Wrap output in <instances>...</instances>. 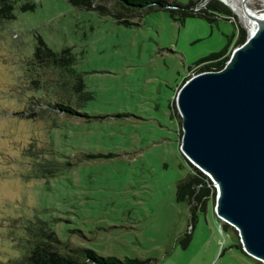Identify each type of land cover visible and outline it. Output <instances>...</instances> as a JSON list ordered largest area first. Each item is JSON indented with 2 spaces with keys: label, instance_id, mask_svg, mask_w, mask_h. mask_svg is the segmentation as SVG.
I'll return each mask as SVG.
<instances>
[{
  "label": "rangeland",
  "instance_id": "1",
  "mask_svg": "<svg viewBox=\"0 0 264 264\" xmlns=\"http://www.w3.org/2000/svg\"><path fill=\"white\" fill-rule=\"evenodd\" d=\"M205 1L195 0L192 11ZM214 1L222 9L208 20L172 19L150 8L132 18L135 24H121L65 0H10L12 15L0 18V262L17 254L20 220L37 216L59 239L97 254L147 258L142 264H260L213 213L214 188L204 173V206L191 219L186 202L173 198L174 179L192 171L177 148L175 88L197 71L194 58L232 33L224 60L248 31L226 2ZM243 1L261 8V0ZM35 36L74 55L90 91L76 108L87 116L44 107L46 91L26 69ZM28 142L37 150L49 146L56 160L70 164L24 176Z\"/></svg>",
  "mask_w": 264,
  "mask_h": 264
},
{
  "label": "water",
  "instance_id": "2",
  "mask_svg": "<svg viewBox=\"0 0 264 264\" xmlns=\"http://www.w3.org/2000/svg\"><path fill=\"white\" fill-rule=\"evenodd\" d=\"M173 104L178 151L211 182L213 213L264 264V12L217 68L179 82Z\"/></svg>",
  "mask_w": 264,
  "mask_h": 264
},
{
  "label": "trees",
  "instance_id": "3",
  "mask_svg": "<svg viewBox=\"0 0 264 264\" xmlns=\"http://www.w3.org/2000/svg\"><path fill=\"white\" fill-rule=\"evenodd\" d=\"M65 1L73 6L92 9L99 14H107L114 22L121 24H135L136 20L132 18L150 8L164 9L170 18L177 20L191 14L200 15L208 20L213 18V15L209 14L222 9L218 1L214 0L205 1L203 6L198 7V11L191 9L195 0ZM24 6L30 7L31 4L24 3ZM10 8V0H0V18L10 17L12 15ZM231 35L232 33L225 38V42L220 48L194 58L191 64L197 63L195 69L217 68L222 63L224 58L222 52ZM240 37L241 31L237 33L235 40L238 41ZM25 61L26 69H30L28 80L35 87L38 86L46 91V98H43L44 107L48 105L62 115L87 116L76 106L90 97V91L84 87L81 71L73 67L74 55L67 46L51 49L38 36H35L31 52ZM35 105L38 106V104ZM41 148L44 149L37 150L31 142H28L24 148V154L29 157L24 176H48L59 168L70 164V161L66 159L56 160L55 154L49 146L43 145ZM42 154H46V156L44 157ZM189 165L192 171L186 170L183 175L173 181V198L186 202L191 219L194 210H200L204 206L207 186L204 185V181H206L204 174L192 164L189 163ZM19 223L23 236L18 242L17 254L1 261L0 264H142L147 260V258L139 256L117 257L110 254H97L88 247L71 244L66 239L57 238L50 228L49 222L37 216L23 217ZM222 224H226V222L222 221ZM182 233L181 245L188 238L189 231L185 228Z\"/></svg>",
  "mask_w": 264,
  "mask_h": 264
},
{
  "label": "bare ground",
  "instance_id": "4",
  "mask_svg": "<svg viewBox=\"0 0 264 264\" xmlns=\"http://www.w3.org/2000/svg\"><path fill=\"white\" fill-rule=\"evenodd\" d=\"M228 6L241 17L244 24L247 25L248 31H250L257 19L261 18L264 12V0H261V8L253 9L248 7L243 0H223Z\"/></svg>",
  "mask_w": 264,
  "mask_h": 264
}]
</instances>
